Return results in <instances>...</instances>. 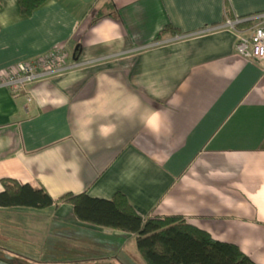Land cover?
Masks as SVG:
<instances>
[{
	"label": "crops",
	"instance_id": "crops-1",
	"mask_svg": "<svg viewBox=\"0 0 264 264\" xmlns=\"http://www.w3.org/2000/svg\"><path fill=\"white\" fill-rule=\"evenodd\" d=\"M227 7L264 0H49L29 16L0 0V76L55 48L78 63L0 86V192L4 178L54 199L122 192L145 219L183 215L264 264V60L216 28ZM24 261L147 264L136 234L70 203L0 207V263Z\"/></svg>",
	"mask_w": 264,
	"mask_h": 264
},
{
	"label": "trees",
	"instance_id": "trees-1",
	"mask_svg": "<svg viewBox=\"0 0 264 264\" xmlns=\"http://www.w3.org/2000/svg\"><path fill=\"white\" fill-rule=\"evenodd\" d=\"M48 1L18 0L20 12L29 16ZM226 16L234 17L229 7L226 8ZM176 31L174 28V33ZM2 182L4 189L0 192V207L45 209L70 203L82 222L136 234L137 248L147 264H257L236 244L214 239L205 230L190 224L183 215L145 219L122 192L110 199L94 197L86 192H69L54 199L44 187L35 188L9 178Z\"/></svg>",
	"mask_w": 264,
	"mask_h": 264
},
{
	"label": "built area",
	"instance_id": "built-area-1",
	"mask_svg": "<svg viewBox=\"0 0 264 264\" xmlns=\"http://www.w3.org/2000/svg\"><path fill=\"white\" fill-rule=\"evenodd\" d=\"M244 26H240L243 25ZM216 26V25H215ZM230 28L237 34V51L250 60H264V11L245 17H228L216 28ZM213 28V27H211ZM192 34L178 35L184 38ZM66 53L63 49L55 48L47 54L19 63L10 73L0 76V86L9 88L14 93H22L34 81L54 74H60L68 68ZM30 100V97H28Z\"/></svg>",
	"mask_w": 264,
	"mask_h": 264
},
{
	"label": "rangeland",
	"instance_id": "rangeland-1",
	"mask_svg": "<svg viewBox=\"0 0 264 264\" xmlns=\"http://www.w3.org/2000/svg\"><path fill=\"white\" fill-rule=\"evenodd\" d=\"M26 251L29 252V253H31V251L28 250V249H26ZM36 253H37V252H36ZM32 257H33V256H32ZM0 264H1V263H0ZM22 264H28V262L24 261V262H22Z\"/></svg>",
	"mask_w": 264,
	"mask_h": 264
},
{
	"label": "water",
	"instance_id": "water-1",
	"mask_svg": "<svg viewBox=\"0 0 264 264\" xmlns=\"http://www.w3.org/2000/svg\"><path fill=\"white\" fill-rule=\"evenodd\" d=\"M78 50H80V47H79V46H77V47L75 48V51H78Z\"/></svg>",
	"mask_w": 264,
	"mask_h": 264
}]
</instances>
